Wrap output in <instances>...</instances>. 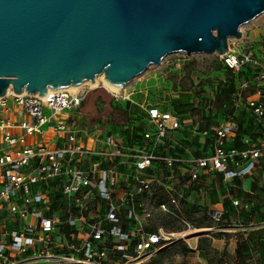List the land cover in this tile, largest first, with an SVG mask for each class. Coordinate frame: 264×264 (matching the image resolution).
<instances>
[{"label":"built area","instance_id":"2783aa9c","mask_svg":"<svg viewBox=\"0 0 264 264\" xmlns=\"http://www.w3.org/2000/svg\"><path fill=\"white\" fill-rule=\"evenodd\" d=\"M250 47L237 51L229 41L227 53L215 54L234 75L244 73L241 90L254 87L263 97L264 53ZM89 91L48 89L41 96L10 89L0 97V264H25L31 261H24L27 254H33V262L75 263L74 256L56 253L65 235L49 213L53 193L71 199L77 212L92 215L83 226L85 259L92 264H108L112 240L119 241L120 264H137L180 242L190 246L207 231H232L219 208L210 209L213 226L207 227L201 209L191 207V194L212 173L249 175L264 157V143L229 147L225 138L234 125L212 127L200 133L216 138L213 152L195 156L188 146L171 143L181 128L174 109L147 103L141 105L148 112L143 142L127 146L81 115ZM134 91L114 94V102L135 108ZM249 105L264 126L263 102L253 99ZM163 219L167 222L160 223ZM79 220L70 218L68 225L76 227Z\"/></svg>","mask_w":264,"mask_h":264},{"label":"water","instance_id":"95a60500","mask_svg":"<svg viewBox=\"0 0 264 264\" xmlns=\"http://www.w3.org/2000/svg\"><path fill=\"white\" fill-rule=\"evenodd\" d=\"M264 0H0V97L127 86L175 52L224 54Z\"/></svg>","mask_w":264,"mask_h":264},{"label":"rangeland","instance_id":"374dc122","mask_svg":"<svg viewBox=\"0 0 264 264\" xmlns=\"http://www.w3.org/2000/svg\"><path fill=\"white\" fill-rule=\"evenodd\" d=\"M241 30L243 32L242 37L230 39L232 48L239 51L244 47L251 46L250 48L262 55L264 53V13L244 24ZM231 76L232 73L224 69V65H222L217 54L196 53L188 55L179 51L168 55L160 65L150 66L127 86L119 87V91L107 88L102 81L97 86H92L90 81H87L82 84L79 90L90 89L92 91L103 87L115 95L135 93L134 90H138L132 98L138 101L139 105H136L130 121L123 123L124 119H117L118 124L113 123L101 127L104 131L114 134L119 141L127 146L143 142L141 132L147 126L148 112L144 108L147 103L148 108L156 105L163 109H174L180 119L181 128L173 133L171 143L186 145L191 148V154L200 156L212 153L216 143L212 139L213 137L202 135L200 132L212 127H220L224 120H229L230 115L234 116L238 110V105L241 103L239 102L240 97L246 105V109L251 108L248 103L250 97L257 95L254 87L241 90L239 83L242 78L241 74L237 76V80L232 79ZM91 99L92 96L90 95L88 104ZM262 99L264 100V96ZM124 104L128 105L127 102ZM188 129H191L188 134L193 131L192 135H185L184 132ZM201 136L208 137L213 141L200 142ZM90 145L93 146V142ZM125 174L128 173L125 172ZM184 188L183 184L180 183V189L184 190ZM49 202V213L58 220L65 235L63 246L59 250L56 249V253L60 256H74V264H92L93 260L85 259L86 236L83 229L84 224L89 221L92 215L77 212L71 199L62 194H51ZM68 209L71 212H68ZM56 210H63L64 212L57 213ZM70 218H79V225L70 227L68 225ZM165 222L167 220L160 221V223ZM116 244H119V241L112 240L107 245L109 255L106 262L108 264H120L123 261L120 255L121 251L116 249ZM210 253L212 258H219L216 252ZM32 255L27 254L23 257L24 261L31 260L25 264H44L33 262ZM137 264H193V261L191 258L186 260L176 254L171 256L163 254L162 258L161 255L157 254L152 257H145L142 262Z\"/></svg>","mask_w":264,"mask_h":264},{"label":"crops","instance_id":"0c3cea01","mask_svg":"<svg viewBox=\"0 0 264 264\" xmlns=\"http://www.w3.org/2000/svg\"><path fill=\"white\" fill-rule=\"evenodd\" d=\"M253 99L264 104L258 94L250 97V100ZM239 102L233 118L230 115L229 120H224L220 125H234L225 138V144L240 149L259 148L264 143L263 119L252 108L246 109L241 97ZM190 131L186 130L185 135H192L193 131L188 134ZM212 139L215 142L216 138ZM199 140L207 142L210 139L201 136ZM200 185V189L191 194V207L201 209L202 220L207 227L213 226L210 209L219 208L224 211L225 222L234 225L233 229L229 233L206 232L205 238L219 258H212L210 251L198 249L199 241L203 238L192 239L190 246L183 243L193 250L176 255L186 260L191 258L193 264H264V157L258 158L256 167L249 175L231 178L222 173H212L205 176Z\"/></svg>","mask_w":264,"mask_h":264},{"label":"trees","instance_id":"16d2710c","mask_svg":"<svg viewBox=\"0 0 264 264\" xmlns=\"http://www.w3.org/2000/svg\"><path fill=\"white\" fill-rule=\"evenodd\" d=\"M243 74L241 73V76H243ZM231 78L237 80V76L233 73ZM90 95L92 96V99L88 104ZM132 110L134 112L135 108H131L130 110L129 105L124 107L119 103H115L114 94H111L103 87L89 91L86 98L83 100L81 107L79 108V112L86 118L87 122H99L103 126H108L109 124L113 123L118 124L117 119H124L123 123L129 122ZM205 240L206 238H203L199 241L198 249H205L206 251L210 252L213 251L209 242ZM191 250L193 249L186 248L183 242H180L179 244H176L169 249L163 250L158 254L161 255L162 258L163 254H167L169 256L175 255L179 252L186 254Z\"/></svg>","mask_w":264,"mask_h":264},{"label":"bare ground","instance_id":"6f19581e","mask_svg":"<svg viewBox=\"0 0 264 264\" xmlns=\"http://www.w3.org/2000/svg\"><path fill=\"white\" fill-rule=\"evenodd\" d=\"M101 81L103 82V84H104L107 88H109V89H111V90H113V91H119V90H120V88H119L118 86H115V85L110 84L109 82H107V81L105 80V78H104V74L100 75V76L96 79L95 82H91V81H90V83L92 84V86H97V85L99 84V82H101ZM81 86H82V85H80V86H76V87H69L68 90L73 91V92H76V91H78V90L81 88Z\"/></svg>","mask_w":264,"mask_h":264},{"label":"flooded vegetation","instance_id":"af4514ba","mask_svg":"<svg viewBox=\"0 0 264 264\" xmlns=\"http://www.w3.org/2000/svg\"><path fill=\"white\" fill-rule=\"evenodd\" d=\"M57 213H63V210H56Z\"/></svg>","mask_w":264,"mask_h":264}]
</instances>
